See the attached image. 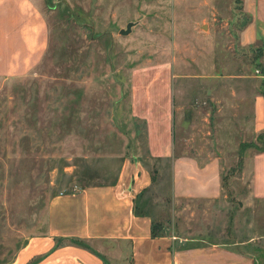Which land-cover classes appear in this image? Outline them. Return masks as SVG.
<instances>
[{
	"label": "rangeland",
	"instance_id": "rangeland-1",
	"mask_svg": "<svg viewBox=\"0 0 264 264\" xmlns=\"http://www.w3.org/2000/svg\"><path fill=\"white\" fill-rule=\"evenodd\" d=\"M40 1L43 55L27 73L0 77V264L45 242L53 197L113 184L126 160L151 176L135 202L161 232L238 242L264 264V198L250 195L252 145L264 135L253 132L252 99L264 75L261 43L239 42L242 2ZM159 66L172 76L176 152L220 160L217 200L173 199L168 161L147 154L131 85L139 69Z\"/></svg>",
	"mask_w": 264,
	"mask_h": 264
},
{
	"label": "crops",
	"instance_id": "crops-1",
	"mask_svg": "<svg viewBox=\"0 0 264 264\" xmlns=\"http://www.w3.org/2000/svg\"><path fill=\"white\" fill-rule=\"evenodd\" d=\"M249 22L239 33L242 47L264 41V0H241ZM40 0H0V77L21 76L47 45ZM264 65V50L262 56ZM172 76L166 66L139 69L132 78L131 114L145 127L150 158L171 159L173 199L217 200L222 188L220 160L177 153L173 135ZM255 134L264 131V97L252 99ZM151 186L138 161L123 164L110 185L80 187L48 204L45 242L21 252L12 264H256V252L238 244L205 242L174 233L151 234V218L134 213L136 197ZM250 195L264 198V152L255 153ZM78 239L89 248L70 243ZM58 246H55V244Z\"/></svg>",
	"mask_w": 264,
	"mask_h": 264
},
{
	"label": "trees",
	"instance_id": "trees-1",
	"mask_svg": "<svg viewBox=\"0 0 264 264\" xmlns=\"http://www.w3.org/2000/svg\"><path fill=\"white\" fill-rule=\"evenodd\" d=\"M240 2H242L241 0H240ZM246 14V13H245ZM247 15V14H246ZM248 22H249V16H248V21L244 24V26L242 27V29H244L245 27H246V25L248 24ZM241 29V30H242ZM260 43H261V45H260V47H259V56H260V58H261V62H262V56H263V50H264V41L263 40H260L259 41ZM248 47H250V48H253V46L251 45V46H248ZM260 67H261V72L263 73V75H264V65H263V62H262V64H260ZM261 86H264V82H261V84H260ZM263 97H264V89L263 90H261L260 92H259ZM263 137H264V135H259L258 137H257V145H252V147H254L255 148V150H256V153H261V152H264V144H263ZM248 147V145H243L242 146V149H246ZM155 160V159H154ZM157 161H168V166L170 167L171 166V159H157ZM154 172V174L156 175L157 174V171L156 170H154L153 171ZM152 181L154 182L155 181V178H154V175H153V177H152ZM145 191H147V190H145ZM144 191V192H145ZM143 192V193H144ZM134 213L136 214V215H138V216H147V213L146 212H144V210H142L141 208H139L138 206H137V201L135 202V204H134ZM151 234H152V236H154V237H157V236H160L161 234H163V232H161L160 231V229H159V223L158 222H155V221H151ZM70 243L71 244H73V245H75V246H78V247H83V248H89L88 247V245L86 244V243H84L83 241H81V240H78V239H72L71 241H70ZM238 243V242H237ZM236 242L234 243V244H237ZM55 246H58V244L56 243L55 244ZM39 258H35V259H32L31 261H29L27 264H34V263H36V261L38 260Z\"/></svg>",
	"mask_w": 264,
	"mask_h": 264
},
{
	"label": "water",
	"instance_id": "water-1",
	"mask_svg": "<svg viewBox=\"0 0 264 264\" xmlns=\"http://www.w3.org/2000/svg\"><path fill=\"white\" fill-rule=\"evenodd\" d=\"M128 31V30H127Z\"/></svg>",
	"mask_w": 264,
	"mask_h": 264
}]
</instances>
